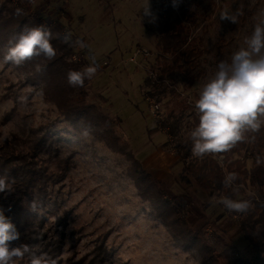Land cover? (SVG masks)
Returning <instances> with one entry per match:
<instances>
[{"label": "rangeland", "instance_id": "1", "mask_svg": "<svg viewBox=\"0 0 264 264\" xmlns=\"http://www.w3.org/2000/svg\"><path fill=\"white\" fill-rule=\"evenodd\" d=\"M15 2L0 0V58L8 40L26 25L44 24L54 34L67 33L72 41L87 44L81 49L54 38V59L0 65V177L15 181V193L0 194V201L40 202V210L32 212L33 225L52 243L61 242L57 264H87L100 246L111 264H143L126 246L141 235L156 247L152 255L159 263L264 264V244L251 246L239 223L248 213L264 210V178L239 177L228 194L210 195L186 172L178 154L179 142L195 126L193 104L203 85L264 19L261 0H182L176 9L172 0H148L154 22L142 12L147 0H32L19 16ZM242 2L252 14L243 27L233 29L220 14H231V6ZM173 13L183 28L177 33L178 50L167 54L157 46L163 33L170 34L162 22ZM188 43L200 51L191 71L183 58ZM93 56V79L83 88L69 87L66 73L81 70ZM61 88L72 106H90L89 119L72 122L60 111ZM150 100L158 110L151 112ZM175 118L178 129L172 135ZM84 129L87 136L81 135ZM39 140L43 146L36 148ZM34 148L35 163L30 158ZM127 152L158 185L135 179ZM20 162L45 171L41 192L23 184ZM246 165L254 166L251 158ZM224 196L247 200L250 207L246 213H229L217 203ZM176 205L185 225L171 210Z\"/></svg>", "mask_w": 264, "mask_h": 264}, {"label": "clouds", "instance_id": "2", "mask_svg": "<svg viewBox=\"0 0 264 264\" xmlns=\"http://www.w3.org/2000/svg\"><path fill=\"white\" fill-rule=\"evenodd\" d=\"M182 0H172V7L178 8ZM144 16L155 17L149 11V4L142 10ZM15 15L23 14L17 8ZM242 13L221 12L220 20L235 24ZM60 39L70 46L81 49L87 44L77 39L72 41L71 35L65 33L62 37L54 34L50 28L41 24L24 26L23 29L8 40L6 51L0 58V65L11 64L22 66L36 57L52 60L56 49L52 40ZM244 47L233 52L229 60H221L216 65V71L209 82L203 85L193 108L197 118L195 126L188 133L191 141V153L196 158L218 156L227 153L238 143L249 139V133H255L264 126V19L255 26L250 36L244 39ZM91 63L81 70H69L66 73V83L71 88H82L85 81L93 79L96 69L95 57ZM27 97H20L22 103H27ZM82 136H87V129L82 130ZM254 139V137H251ZM238 174L228 173L223 181L225 187H231ZM7 176L0 177V194L4 198L15 193L13 184ZM229 213H246L250 205L247 200H233L227 196L217 200ZM39 201L28 202L30 212L40 210ZM11 209L0 207V264H20L25 256L30 257V264H57V260L47 253L36 255L31 253L27 244H16L20 239L12 218L5 213Z\"/></svg>", "mask_w": 264, "mask_h": 264}, {"label": "trees", "instance_id": "3", "mask_svg": "<svg viewBox=\"0 0 264 264\" xmlns=\"http://www.w3.org/2000/svg\"><path fill=\"white\" fill-rule=\"evenodd\" d=\"M5 2H12L13 0H4ZM32 4V0H16L14 3L13 10L17 8L23 10V13L27 12ZM261 4L264 9V0H261ZM158 10V9H157ZM252 8L247 7L246 3H235L231 6V13L240 11L242 14L238 16L237 22L235 24L230 23L233 29L243 27L247 22L249 16L252 14ZM161 14V13H159ZM34 19L37 20V17L34 15ZM181 19L175 16V13L168 15L167 18L162 22V27L170 30L169 35H164L160 37L161 44L157 46L162 52L167 54H173L179 48L180 38L177 37V33L181 32L182 24ZM49 20L47 19V22ZM49 23V22H48ZM175 31V33H173ZM219 48V47H218ZM217 48V49H218ZM220 52V49L218 50ZM200 55V51L196 49L195 46H191L190 43L187 44L186 48L183 51L184 61L188 65L189 71L192 70V66H195V59ZM75 70V67L73 68ZM194 79L191 77L189 81L192 82ZM83 88V87H82ZM66 93L63 88L60 90V94ZM80 94L85 97L86 93L83 89L80 91ZM64 96V94H63ZM65 97V96H64ZM194 105V104H193ZM58 107L60 111L66 114L67 118L72 120V122H79L81 119H89L90 106L82 104L78 107L72 106L71 100L68 97L60 99L58 101ZM188 108V107H187ZM197 118L194 120V125ZM178 118H175V125L169 128V132L174 135L175 131L178 129L177 125ZM249 139L238 143L233 149L227 153L219 154L223 159L221 163L217 161L213 156H206L204 158H196L191 153V141L187 137L184 140H181L178 145V154L179 159L184 163L186 172L193 178V180L198 184L205 192L208 194H217L222 193L228 194L230 187H225L223 184L225 174L235 172L238 174V177L242 178V181L248 179L250 182L254 181L255 178L263 177L264 178V128L261 127L259 131L255 133L248 134ZM254 137V139H251ZM43 144L41 140L35 144L36 148L42 147ZM49 147V146H48ZM30 158L33 161V158L37 155V150L30 149ZM46 154H50V148H45ZM128 159L133 164L132 166L136 169L135 179L145 180L154 185H158V181H154L152 177L142 168L140 162L134 159L130 152H127ZM251 158L252 168L247 169L246 159ZM9 160H6L1 164V167H4ZM33 163H35L33 161ZM33 163H24L20 162L17 167V171L25 177L23 184L26 188L31 191L32 188H36L38 192L43 190V184L47 181L45 178V171L40 167L35 166ZM224 169V171H223ZM1 173V168H0ZM43 182V184L41 183ZM261 193L264 196V184L261 186ZM163 191L161 190L160 193ZM164 196L165 193L163 192ZM169 203H171L169 201ZM0 207L5 209L10 208V211H7L5 214L12 218V222L15 224L17 231L20 233V239L16 241V244H27L30 246L31 253L40 255L42 253H47L51 257L57 259L61 254V242L57 241L52 243L46 235L39 234L37 229L33 225V213L29 211L28 206L22 203H8L5 201H0ZM174 213V216L177 217V221L181 222L182 225H185L183 216L180 215L179 205L174 207V210L171 208ZM177 210V211H175ZM257 214V218L254 219ZM241 231L243 232L246 240L254 248L258 247L260 244H264V210H258L254 213H248L245 217H242L239 221ZM193 238H197L196 233L191 232ZM207 249L210 247L206 244ZM92 258L88 261L87 264H111L107 262L104 247L100 246L97 248ZM37 250V251H36ZM37 252V253H35ZM218 261V260H217ZM262 261L264 262V254L262 255ZM20 264H30V257L25 256V258L20 262ZM70 264H82V260L76 262H70ZM243 264V263H240ZM247 264V263H245ZM252 264V263H250Z\"/></svg>", "mask_w": 264, "mask_h": 264}, {"label": "bare ground", "instance_id": "4", "mask_svg": "<svg viewBox=\"0 0 264 264\" xmlns=\"http://www.w3.org/2000/svg\"><path fill=\"white\" fill-rule=\"evenodd\" d=\"M94 213H97V210L94 211ZM124 238L125 237H123L121 241H123ZM126 246L130 247L129 252H131L132 254H136L143 264H167L163 261L161 263L156 262V259L152 255L156 247L150 243L144 242L142 235L138 238L137 241H133L130 244H126Z\"/></svg>", "mask_w": 264, "mask_h": 264}, {"label": "built area", "instance_id": "5", "mask_svg": "<svg viewBox=\"0 0 264 264\" xmlns=\"http://www.w3.org/2000/svg\"><path fill=\"white\" fill-rule=\"evenodd\" d=\"M150 104H151V112L158 110V106L155 103H153V100H150Z\"/></svg>", "mask_w": 264, "mask_h": 264}]
</instances>
